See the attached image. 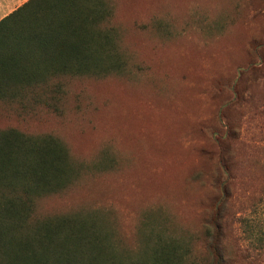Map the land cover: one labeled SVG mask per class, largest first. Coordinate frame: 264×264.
<instances>
[{"label":"rangeland","instance_id":"obj_1","mask_svg":"<svg viewBox=\"0 0 264 264\" xmlns=\"http://www.w3.org/2000/svg\"><path fill=\"white\" fill-rule=\"evenodd\" d=\"M114 2L120 72L66 79L60 115L0 106V129L53 135L87 166L35 215L98 212L136 255L149 218L153 240L202 257L206 216L227 183V263L264 264V0ZM103 153L112 170L94 169Z\"/></svg>","mask_w":264,"mask_h":264},{"label":"trees","instance_id":"obj_2","mask_svg":"<svg viewBox=\"0 0 264 264\" xmlns=\"http://www.w3.org/2000/svg\"><path fill=\"white\" fill-rule=\"evenodd\" d=\"M115 14L114 0H29L4 17L1 111L22 117L41 108L60 115L66 79L120 72L124 58ZM219 165L225 173V157ZM86 167L53 135L0 129V264H228L223 244L231 194L227 183L217 182L218 195L204 222L202 257H195L190 245L180 249L162 236L153 240L149 218L142 224L138 255L98 212L39 219L36 202L70 188ZM109 167L115 161L103 153L94 169Z\"/></svg>","mask_w":264,"mask_h":264},{"label":"crops","instance_id":"obj_3","mask_svg":"<svg viewBox=\"0 0 264 264\" xmlns=\"http://www.w3.org/2000/svg\"><path fill=\"white\" fill-rule=\"evenodd\" d=\"M29 0H0V12L3 11L4 9H9V8H13L18 9L19 7L23 6L26 2H28ZM13 11L0 16V21L6 17L7 15L11 14Z\"/></svg>","mask_w":264,"mask_h":264},{"label":"water","instance_id":"obj_4","mask_svg":"<svg viewBox=\"0 0 264 264\" xmlns=\"http://www.w3.org/2000/svg\"><path fill=\"white\" fill-rule=\"evenodd\" d=\"M241 70H245V69H244V68H241ZM239 76H240V72H239ZM237 80H238V79H237ZM237 80H236V83H237ZM235 97H236V94H235ZM226 106H228V104L224 105V106L222 107V109L225 108ZM222 109H221V111H220V116H221V113H222Z\"/></svg>","mask_w":264,"mask_h":264}]
</instances>
